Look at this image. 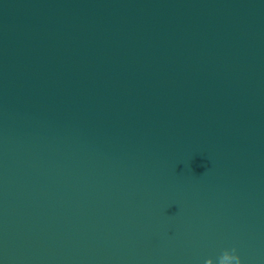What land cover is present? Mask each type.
Here are the masks:
<instances>
[{
    "label": "water",
    "instance_id": "95a60500",
    "mask_svg": "<svg viewBox=\"0 0 264 264\" xmlns=\"http://www.w3.org/2000/svg\"><path fill=\"white\" fill-rule=\"evenodd\" d=\"M264 264V0H0V264Z\"/></svg>",
    "mask_w": 264,
    "mask_h": 264
},
{
    "label": "clouds",
    "instance_id": "9594fccd",
    "mask_svg": "<svg viewBox=\"0 0 264 264\" xmlns=\"http://www.w3.org/2000/svg\"><path fill=\"white\" fill-rule=\"evenodd\" d=\"M230 251H231V253H232L231 258H232V259H235L236 264H241L240 257H239V255L236 254V250H235V249H231ZM226 259H229V255H228V251H227V250H226V251L224 252V254L221 256L222 264H223V261L226 260Z\"/></svg>",
    "mask_w": 264,
    "mask_h": 264
}]
</instances>
